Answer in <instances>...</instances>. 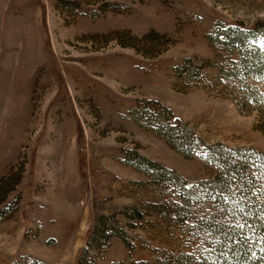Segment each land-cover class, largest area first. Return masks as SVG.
<instances>
[{
	"label": "rangeland",
	"instance_id": "obj_1",
	"mask_svg": "<svg viewBox=\"0 0 264 264\" xmlns=\"http://www.w3.org/2000/svg\"><path fill=\"white\" fill-rule=\"evenodd\" d=\"M262 24L264 0H0V264H78L93 211L116 216L134 248L113 236L84 264H154L160 251L196 247L155 207L133 228L123 217L174 193L127 151L189 183L215 175L201 149L182 156L130 111L157 101L203 144L264 153V111L236 107L214 69L223 46L208 39ZM185 57L210 65L202 78L176 77Z\"/></svg>",
	"mask_w": 264,
	"mask_h": 264
},
{
	"label": "trees",
	"instance_id": "obj_2",
	"mask_svg": "<svg viewBox=\"0 0 264 264\" xmlns=\"http://www.w3.org/2000/svg\"><path fill=\"white\" fill-rule=\"evenodd\" d=\"M258 38L264 39V24L250 29L227 27L208 37L211 43L223 46L215 50L225 52L224 63L216 61L214 69L240 111L249 107L264 111V89L258 87L259 82L264 84V51H261L264 41L259 44ZM206 66L210 65L199 63L194 57H185L173 71L177 78L188 82L202 78ZM148 102L153 111L146 112L147 115L138 109L130 111L134 122L153 130L186 158L201 149L204 160L215 170L214 176L189 183L174 170L141 154L125 153L126 163L146 174L153 183L163 181L166 186H173L174 193L157 206L126 207L123 217L129 221L141 220L142 209L155 207L154 212L184 225L198 238L192 250L178 254L160 251L154 264H264V153L253 147L203 144L164 104ZM142 116H146L145 119ZM128 226L135 225L130 221ZM113 236L122 238L130 250L134 248L123 237L116 216L98 215L93 211L86 246L80 252L78 264L88 259L91 247L104 250Z\"/></svg>",
	"mask_w": 264,
	"mask_h": 264
},
{
	"label": "snow or ice",
	"instance_id": "obj_3",
	"mask_svg": "<svg viewBox=\"0 0 264 264\" xmlns=\"http://www.w3.org/2000/svg\"><path fill=\"white\" fill-rule=\"evenodd\" d=\"M261 51H264V48H262Z\"/></svg>",
	"mask_w": 264,
	"mask_h": 264
}]
</instances>
